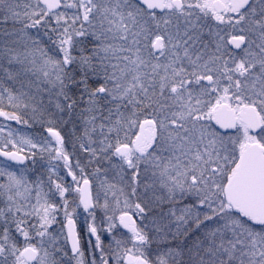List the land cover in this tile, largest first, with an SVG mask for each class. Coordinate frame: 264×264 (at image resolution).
<instances>
[{
	"label": "snow or ice",
	"instance_id": "1",
	"mask_svg": "<svg viewBox=\"0 0 264 264\" xmlns=\"http://www.w3.org/2000/svg\"><path fill=\"white\" fill-rule=\"evenodd\" d=\"M0 264H264V0H0Z\"/></svg>",
	"mask_w": 264,
	"mask_h": 264
}]
</instances>
